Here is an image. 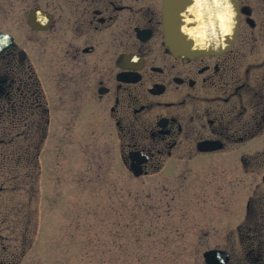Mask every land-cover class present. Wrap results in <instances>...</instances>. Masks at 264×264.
Segmentation results:
<instances>
[{"label":"flooded vegetation","instance_id":"af4514ba","mask_svg":"<svg viewBox=\"0 0 264 264\" xmlns=\"http://www.w3.org/2000/svg\"><path fill=\"white\" fill-rule=\"evenodd\" d=\"M238 1L229 49L181 57L166 42L165 0H0V167L66 166L74 138L104 124L138 179L210 175L219 237L208 250L264 264V0ZM204 2L208 14L207 0H182L177 32ZM3 241L0 264H21Z\"/></svg>","mask_w":264,"mask_h":264},{"label":"rangeland","instance_id":"374dc122","mask_svg":"<svg viewBox=\"0 0 264 264\" xmlns=\"http://www.w3.org/2000/svg\"><path fill=\"white\" fill-rule=\"evenodd\" d=\"M111 136L104 124L76 136L66 166L43 163L38 182L15 192L6 177L32 169L0 167L3 243L25 254L21 264H203L219 237L210 232L212 177L179 169L136 180L110 152Z\"/></svg>","mask_w":264,"mask_h":264},{"label":"water","instance_id":"95a60500","mask_svg":"<svg viewBox=\"0 0 264 264\" xmlns=\"http://www.w3.org/2000/svg\"><path fill=\"white\" fill-rule=\"evenodd\" d=\"M211 2L213 1V4H215V7H213L212 9L214 11H212V13L218 12V8L219 6H221L224 11H225V17L223 19L224 20V29L226 34L224 35V37H226L225 40H229L231 41V39L233 38V35L236 33L237 31V24H238V13H237V4L235 0H210ZM167 6L170 8H176V6L179 5V0H166ZM217 4V5H216ZM204 4L199 5V8H203ZM214 15V14H213ZM167 18V17H166ZM168 24L167 26H169V36L167 35V40L169 45H171L172 49L175 50L176 52H178L179 54H181V56H193V51L195 48V46H187L186 41L183 38V35L181 37V40L178 37V32H177V28L174 27V25H176L177 27V20L176 17L174 16H168V20H167ZM189 47V49L187 48ZM183 48V49H182Z\"/></svg>","mask_w":264,"mask_h":264},{"label":"bare ground","instance_id":"6f19581e","mask_svg":"<svg viewBox=\"0 0 264 264\" xmlns=\"http://www.w3.org/2000/svg\"><path fill=\"white\" fill-rule=\"evenodd\" d=\"M217 5V4H216ZM196 16V15H195Z\"/></svg>","mask_w":264,"mask_h":264}]
</instances>
